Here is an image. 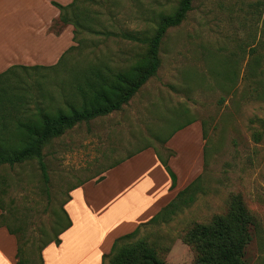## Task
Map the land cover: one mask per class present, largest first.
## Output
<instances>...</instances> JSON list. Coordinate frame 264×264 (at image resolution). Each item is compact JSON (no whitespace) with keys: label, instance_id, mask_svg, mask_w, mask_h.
Wrapping results in <instances>:
<instances>
[{"label":"rangeland","instance_id":"374dc122","mask_svg":"<svg viewBox=\"0 0 264 264\" xmlns=\"http://www.w3.org/2000/svg\"><path fill=\"white\" fill-rule=\"evenodd\" d=\"M177 3L178 0H85L83 6L96 21L92 26L111 34L77 29V44L65 56V64L55 69H17L19 80L12 82L26 87L32 109L36 101L47 102L42 95L48 91L59 103L60 93L67 92L78 72L93 66L96 59L119 69L143 54L146 46L124 38L123 33L152 35L160 17L172 13ZM263 3L264 0H193L184 20L163 36L156 74L121 110L79 123L44 146L41 153L47 166V183L34 159L0 164V204L8 223L23 228L19 234L24 238L27 258L38 261V247L43 239L54 236L56 218L62 217L61 208L72 190L87 181L97 184L111 168L145 150L165 158L168 147L162 141L177 126L197 119L205 124L209 149L206 166L202 158L196 174L201 175L200 189L193 202L165 220L144 223L152 215L139 223L144 224L134 236L120 244H143L165 264H198L194 246L185 240L187 231L225 213L230 198L237 195L252 217L243 259L247 264H264V77L256 82L248 70L251 48L262 39ZM33 10L38 9H28L23 1L0 0V69L15 57V50L42 46V37L28 30L36 27L27 23L28 13ZM62 26L55 19L52 32ZM256 49L263 67L264 46ZM232 70L236 75L229 79ZM25 113L23 110L20 115ZM196 142V135L187 133L173 139L179 148V164L183 165L178 167L172 162V166L180 179L188 169V160L193 159L191 147H196ZM122 158L125 159L107 169ZM146 164L136 163L132 173L125 172L117 181L111 177L106 192L103 184L90 188L88 195L93 200L86 198L97 205L108 195L117 202L122 194L132 193L134 183L142 186L140 177L145 174ZM102 174L105 177L95 182ZM118 187L122 191L115 190ZM54 249L48 252L51 264L76 263L72 247H63L57 256H51ZM131 261L139 262V253Z\"/></svg>","mask_w":264,"mask_h":264},{"label":"trees","instance_id":"16d2710c","mask_svg":"<svg viewBox=\"0 0 264 264\" xmlns=\"http://www.w3.org/2000/svg\"><path fill=\"white\" fill-rule=\"evenodd\" d=\"M192 2L193 0H178L172 13L160 17L152 35L139 37L133 33H123L124 38L137 41L141 45L144 44L146 46L145 52L133 57L132 60L128 61L125 68L119 69H113L102 59H96V63H92L93 66L78 72L77 78L68 85L67 92L60 93V99L62 100L59 103L53 101L55 97L48 91L42 95L47 102L44 103V100L36 101L35 107L32 109L29 107L30 99L26 97V94L28 96L26 87L21 85V82L16 85L13 82L19 80L17 69H55L61 64H65V56L74 48V45L70 46L54 65L15 64L0 72V164L13 165L34 159L38 164L43 181L47 183L49 180L47 166L43 153H41L44 146L79 123L121 110L139 88L156 74L160 62L158 56L159 45H161L164 34L169 28L178 26L184 20L186 14L192 8ZM51 3L59 10L58 20L63 25H73L74 41L77 29L92 34H111L92 26V23L96 21L92 19L93 15L89 12L88 7L83 6L85 0H72L65 5L55 1H51ZM262 19V39L256 47L251 48V58L248 62L250 78L256 82L264 77V66H261L260 52L256 49L261 45L264 46V13ZM54 25L55 21L48 29L54 30ZM235 75L236 71L232 70L229 79H232ZM23 110L26 113L21 116ZM191 122H193V119L177 126L162 143L165 144L175 131ZM201 127L204 140L201 157L204 166H206L209 148L206 127L203 121H201ZM165 149L168 151L165 158L158 152H156V155L170 177L171 189L175 186L177 177L168 165L167 160L175 153L169 148ZM125 158L115 161L107 169ZM104 177L103 174L98 176L95 178V182L102 180ZM200 177V174L197 175L184 188L177 191L165 206L144 223L165 220L180 207L193 202L195 194L200 189ZM69 198L70 196L65 202ZM0 210V226H5L8 232L14 234L17 239L16 264H44L42 258L43 248L52 242L59 244V235L71 225V220L64 207H62V217H57L55 221V228L57 229H55L54 236L42 240L37 251L38 261L34 262L24 254V238L19 234L23 232V228L20 226L12 227L8 223L2 204H0ZM142 224H139L131 232L117 237L113 241L109 252L102 256L101 264H132L131 258L136 253H139V262L135 264H165L153 250L146 248L143 244L136 243L132 246L120 244L123 239L134 236ZM250 224H252L250 213H248L239 196L233 195L229 200L225 213L215 216L209 224H195L187 231L185 240L194 246L198 264H247L243 259V247L250 239L248 232ZM107 257L108 260L105 262Z\"/></svg>","mask_w":264,"mask_h":264},{"label":"crops","instance_id":"0c3cea01","mask_svg":"<svg viewBox=\"0 0 264 264\" xmlns=\"http://www.w3.org/2000/svg\"><path fill=\"white\" fill-rule=\"evenodd\" d=\"M21 1L25 2L28 9H38L28 13L27 23L35 24L36 27L33 30L30 28L28 30L37 33V37L41 36L43 44L38 49L15 50V57L9 59L2 66L0 72L15 64L54 65L70 46L77 44L73 39L74 27L72 24H64L55 33L48 29L50 23L58 19L59 15L58 8L51 1L65 5L72 0H18V2ZM181 133L196 135L198 141L196 147H191V151L194 152L193 159L188 160V169L184 174L180 172L183 174L182 179H180L176 168L174 167V169L172 166V162L175 165L178 164V167L183 165L182 163L179 164L181 161L179 148L173 144V139ZM165 146L175 151V154L167 160L177 177L173 188L170 189L171 180L164 166L158 161L154 152L150 150H145L150 155H145L146 152L143 151L111 168L106 177L97 184L90 181L85 182L84 185L70 192L71 199L66 202L64 209L71 220V225L60 234L59 244L50 243L42 250L44 264H51L48 259V252L52 248L55 249L50 252V255L57 256L63 247L68 246L72 247V255L77 257L75 264H100L102 255L109 252L117 237L131 232L140 222L149 219L165 206L177 191L191 182L196 177L202 162L203 139L200 121L195 119L174 132L166 141ZM194 153L197 154L196 157L198 158L194 157ZM138 162L147 163L145 174L140 177L143 178L142 186L134 183L132 193L127 192L126 196L122 194L118 200L122 203L115 202L114 197L108 195L105 196V200L101 204L96 205V202L93 204L92 201H89L93 200L88 195L90 188L97 189L103 184L106 192L111 177L115 181L119 180L120 175H124L127 171L131 172L130 170L134 169V165ZM136 175L138 177V172ZM81 190H85V192ZM115 190L122 191V188L118 187ZM76 192H79L77 193L78 197L75 196ZM86 196H89L90 199L88 200ZM110 198L113 200V204H111ZM125 204L128 206L127 208H125ZM16 252L17 239L15 235L9 233L5 226H0V264H16Z\"/></svg>","mask_w":264,"mask_h":264}]
</instances>
